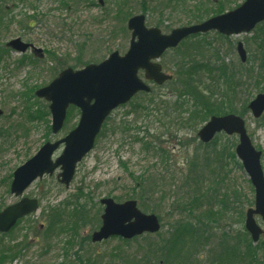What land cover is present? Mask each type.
<instances>
[{"label": "rangeland", "instance_id": "1", "mask_svg": "<svg viewBox=\"0 0 264 264\" xmlns=\"http://www.w3.org/2000/svg\"><path fill=\"white\" fill-rule=\"evenodd\" d=\"M1 1H4L9 9L11 8L12 16L16 18L10 27L0 28V45L5 46L11 40L21 38L33 44L37 50H41V53L33 54L29 51L25 54L31 56L33 60L38 59L35 67L25 63L20 65L21 55L12 50L0 62V109L5 112L0 117V211L20 200L10 193L12 176L16 169L37 154L45 142H55L63 138L77 125L80 118V114L73 113L67 123L68 129L53 135L49 131L51 116L48 121L32 120L26 114L28 104L25 103L22 95L27 92L28 87L49 85L63 68L74 67L79 54L83 55L84 63L88 64L102 62L115 51L125 54L131 40V33L123 34L121 30V24L124 25L125 21L119 23L112 15L108 17L103 12L106 8H112L117 0H104L106 3L104 7L94 0L95 4L91 8L79 7L78 10L68 13L61 11V0H30V3L35 5V9H30L20 0ZM196 2L197 0H187L185 5L189 8L174 4L159 13L155 0H132L128 5L131 14L128 19L134 15L144 14L143 3H153L146 13L147 25L158 27L163 33L170 34L174 29L191 25L194 19V14L191 12L194 11ZM206 2V6L222 5L224 11H230L243 3V0H207ZM34 13L39 15V22L31 29H22L17 22L25 15H34ZM257 28L249 34L231 36L228 39L222 38L217 33H208L202 38L188 41L180 51L167 52L160 63L169 73L174 74V63L180 59L178 56H183L181 53L187 56L189 53L201 64L205 62L225 64L228 67V74L234 79L236 77L245 79L247 70L256 68L253 57L261 49V31ZM115 31L119 33L118 37L114 35ZM239 42L244 44L248 52L246 63H243L238 55ZM83 45L85 50H81ZM49 53H53L54 56L51 57ZM58 67H61L60 71L57 70ZM141 77L144 78L143 74ZM245 77H247L246 83L239 87L237 103L234 104L237 113H241L244 103L246 105L247 101L249 103L258 94L264 92V83H261L256 76ZM177 84L175 82L174 85H167L161 89L152 86V89L154 88L152 98L148 95H139L131 102L133 107L129 103L115 111L107 120V127L99 137L95 149L78 166L75 180L70 188L67 189L58 182V171L53 176L37 180L26 191L24 196L37 199L40 209L24 218L13 232L0 236V256L2 257L8 250L13 252L10 257L15 255L14 260L11 263L6 261V264H108L109 261H100L96 259L97 256H109L110 253L121 251L120 249L125 248L126 244L123 246V243L116 238L92 243L87 237L99 229L93 221L94 212L100 210L99 205L96 204L101 199L109 197L121 198L122 201L135 199L138 201V209L149 213L154 210V214L161 220L163 227L158 235L141 236L127 245L128 248L124 250L127 256H132L131 258L140 256L143 259L139 253L148 247L149 242L157 243L163 238H168L171 224L179 218L182 222L186 221L191 215L194 217L188 221L198 233L206 229L204 235L209 239V243L201 245L200 252L197 250L193 252L194 249H189V245L186 247L182 245V253L179 255L181 264H186L184 255L187 256V253L188 256L194 253L195 261L198 255H201V264H206L208 254L218 250L220 239L225 234L234 240L239 234L246 232L245 214L248 208L255 206V190L247 173L243 167L237 165V162L229 166L231 174L226 186L231 191V196L227 202L228 210L219 213L220 203H217L216 210H208L210 206L201 203V200L195 208L194 203L185 205L192 201L191 195L196 184L193 181L194 176H191L189 171L191 166L189 161L193 164L197 163L198 168H194V171L198 176L201 171L206 173L209 171L205 165L212 158L199 159L195 162L199 152L206 153V149L199 145L197 135L199 128L196 131L185 127L181 129L178 126L179 122L178 125H174L171 119L165 116L163 108L167 105L172 106L176 101ZM152 99L155 101L152 102ZM34 103L43 107L49 106V103L37 98H34L29 106ZM138 105L147 107V110L137 108ZM37 108H39L37 105L33 106L35 111ZM169 108L171 107H166L167 111L172 110ZM245 114L248 134L255 147L263 153L261 162L264 170V116L256 120L250 111ZM123 125L129 127V130L123 131ZM114 129L117 130L113 131ZM219 138L222 143L229 141L235 143V146L239 142L236 136L228 137L221 134ZM137 139H141V142ZM209 153H213L212 148L209 149ZM60 154L61 151L56 157ZM237 161L240 162L238 158ZM138 177L146 183L147 188H155L154 192L157 193L145 194L146 189L135 184V179ZM210 178L213 177L208 175L204 180L208 181ZM205 187L208 188L207 185ZM227 187L224 191L228 189ZM137 195H147L146 201L144 200L148 202L146 206H141ZM78 197L80 205L87 208V213L80 217L81 226L78 229H71L75 218L72 219L71 227L66 225L67 220L65 222L62 220L58 225L59 229L49 232L48 216L56 212L51 211L52 208L65 209L66 201L71 199L75 203ZM179 205L189 210L181 214ZM73 209L71 208L63 217H69L70 213L74 212ZM241 211H244L243 216L240 215ZM102 213L103 210L100 211V215ZM202 222L204 228L200 226ZM257 222L264 229V221L258 217ZM62 227L65 229L64 233L60 232ZM1 257L2 264H5V260ZM155 259L163 258L160 256ZM163 263L167 264L165 260ZM115 264L123 263L116 261Z\"/></svg>", "mask_w": 264, "mask_h": 264}, {"label": "water", "instance_id": "2", "mask_svg": "<svg viewBox=\"0 0 264 264\" xmlns=\"http://www.w3.org/2000/svg\"><path fill=\"white\" fill-rule=\"evenodd\" d=\"M104 5V0H99ZM264 21V0H247L236 10L191 27L173 30L170 35L162 34L157 28L146 27V17L139 15L131 18L128 29L132 32L129 51L121 56L115 52L100 64H91L82 70L68 68L62 71L47 87L36 92V96L50 102L52 114V129L57 134L64 126L70 106L81 110L79 125L66 138L56 143H47L37 155L18 168L14 173L11 186L12 194L22 196L38 178L53 175L61 170L59 180L69 186L79 162L89 154L103 124L109 115L119 106L127 104L139 92H150L151 88L139 77V72L145 71V78L158 85L172 80V76L162 72V66L153 63L166 50L176 48L189 36L217 30L225 35L249 33L259 23ZM19 53H26L29 48L41 53L33 45L24 43L21 39L9 44ZM239 53L245 62L247 55L243 46ZM255 118L264 113V94L258 95L250 104ZM3 111L0 110V117ZM225 131L228 135H238L240 143L236 149L238 157L243 161L246 173L249 175L256 192L255 208L247 211L246 229L254 243L259 242L264 231L257 224L255 216L264 219V172L261 165L262 153L252 145L245 122L235 115L213 117L200 131L199 136L204 143L211 142L214 137ZM65 146L62 155L53 160L54 153L61 145ZM103 216L104 226L93 236L98 242L111 235L132 238L143 232L156 233L160 230L156 216H145L137 209L136 202L117 205L111 199H105ZM39 204L36 199L25 198L19 203L7 207L0 213V234L9 232L18 220L37 212ZM135 222H131L132 219Z\"/></svg>", "mask_w": 264, "mask_h": 264}, {"label": "trees", "instance_id": "3", "mask_svg": "<svg viewBox=\"0 0 264 264\" xmlns=\"http://www.w3.org/2000/svg\"><path fill=\"white\" fill-rule=\"evenodd\" d=\"M20 1L25 6H29L30 9H35V5L33 6L30 3V0ZM131 1L132 0H117L112 5V8L114 7V9L106 8L103 10V12L106 13V16L108 17L113 16V18L116 21H119V23L124 21L126 22L128 17L131 15L128 7ZM155 1L157 4L156 6H158L159 8V13H162L164 9L166 10L167 8H171L174 4L181 5L183 8H189L185 5L187 0ZM206 1L207 0H197L195 7L193 6L194 11L191 12L194 14V19L191 21V23H197L200 21L202 22L211 16L219 15L224 12V6H218L215 4L206 6ZM60 2L61 11H66L67 13L76 11L79 9V7L91 8L95 4L94 0H61ZM153 3H148L149 5L143 3L142 10L144 14L147 13L149 6H153ZM12 13L13 12L11 11V8L9 9L8 5H5L4 1L0 0V28H3L5 26L10 27L12 22L15 21L16 17L12 16ZM39 18V15H36V13H34V15H25L17 23L22 29L27 30L33 28L39 22ZM95 22L102 23L100 21ZM125 22L124 25L121 24V30L123 34L128 33ZM118 34L119 33L115 31L114 35H117L118 37ZM84 47L85 45L81 47V50H83ZM9 52L10 49L6 45H0V62ZM181 54L183 56H178L180 59L176 60V78L178 83V87L175 90L176 101L172 104V106L168 105V107H171L172 110H170L171 108H169V113L165 115L167 118L171 119L170 121L174 125H176L175 123L180 122L185 128L196 129L197 127H199V125L206 122L207 119L212 115L237 113L234 104L236 105L237 103V99L239 96V87L243 86L246 83L245 80L247 79V77L245 76H248V78H253L254 76H256L259 80H261V83H264V25L261 27V49L253 57V61L256 63V68L248 69L244 76L245 79L237 80L232 78L230 75H228L227 67H225V65H222L220 67L212 62L201 64L196 61L197 59L195 60L194 56H191L189 53L187 56H185L183 53ZM49 55L51 57L54 56L53 53H49ZM36 61H38V59L33 60L32 57H23L19 61V64L23 65L25 63L35 67L37 65ZM87 64L88 63H84L83 61V55L79 54L76 63H74L73 65V68L76 69ZM60 68L58 67L57 70L60 71ZM217 68L220 71V74H216L215 69ZM39 88L40 87H28L27 92L22 95L25 103L28 104L26 106L25 112L29 116V119L32 120H46V118H48L49 116V111L46 107H39L37 108V111H35L33 109V106H39L37 103L29 106V103H31V101L35 98V91ZM243 105L242 112L246 111V105ZM137 108L145 109L147 107H141L140 105H138ZM150 112L152 113V110ZM177 114L178 116L176 117ZM128 128L129 127L127 126H122L123 131L127 130ZM204 148L206 149V153L199 152L195 159V162H197L199 159L208 160V158H212L211 161L207 162V164L205 165V168H208L209 171L207 173L205 171H201L197 176V172L194 171V168H198L197 163L193 164L192 161H189V165H193L192 167L190 166L189 171L191 172V176H194L193 181L196 184H194L195 190L191 195L192 201L185 205L194 203L195 208L199 203V200H201V203H207L210 206L208 210L212 211L216 210L217 203H220V213L222 212V210L229 209L227 202L231 196V191L226 185L229 174H231L229 166L231 165V163L236 162L235 154L233 151L234 145L233 147H231L228 146V143H221L216 140L214 143H211V145L204 146ZM211 148L213 150L212 154L209 153V149ZM208 175L212 176L213 178L205 181L204 178L208 177ZM135 180V184L137 186H140L142 189H146V191H144L145 194L149 193V195H155L157 193L154 192L155 188H147L146 183L141 181L140 177L136 178ZM206 185L208 186V188L205 187ZM225 187H227L228 189L224 191ZM137 196H139L141 206H146L148 202H145V197L147 195ZM79 201V197L75 201V203L71 199L70 201H66L64 206L65 209L54 210L52 208L53 210L51 211L56 212H54L53 215L49 214L48 216V231L50 232L59 229L58 225L62 222V220L64 222L67 220L66 225L71 227L73 224V218H75V222L74 226H72L71 229H78L79 226H81L79 225V222L82 219L80 217L83 216V214L85 215V213H87V208L80 205L81 203H79ZM71 208H74V212L72 214L70 213L69 217L67 216V218H64L63 216H66L65 214H67ZM178 209L181 214L189 210L181 207V205L178 206ZM154 212L155 211L153 210V213ZM240 215L243 216L244 211H241ZM193 217L194 215H191L188 220L191 221ZM188 220L182 222L179 218L175 223L171 224L172 227L169 228L170 232L168 238H163L162 241L158 243L149 244L148 247H146L143 251V259L140 258V256H138V258H131L132 256H127L126 251L124 250L126 248H118L121 250H118L120 253L116 251V253H110L109 256H97L96 259L100 261L107 260L109 261L108 264H115L116 261H119L123 264H164V260L167 264H181L179 255L182 253V245L184 247L189 245L188 248L192 250L194 249L193 252H196V250L200 252V246L205 243L206 245H208L209 243V239L204 235L206 229L203 226V222L200 225L204 228L203 232L198 233L196 228ZM60 232L64 233L65 229H63L62 227L60 229ZM203 247L204 246H202V248ZM12 253L13 252L11 250H8L2 257L0 256L2 260H5V264L8 261H10L11 263L14 260L15 255H12L10 257ZM117 253L119 254L116 255ZM160 256L163 259H155ZM9 257L10 259H8ZM184 258H186V264H201L202 262L201 255H198L200 261L198 260V258L197 261H195L194 253H192L190 256H188L187 253V256L184 255ZM0 264H2L1 260ZM206 264H264V242H260L257 246H254L246 232L239 234V236L234 240H231L230 236L225 234L220 239L218 250L216 252L211 251L208 254Z\"/></svg>", "mask_w": 264, "mask_h": 264}]
</instances>
